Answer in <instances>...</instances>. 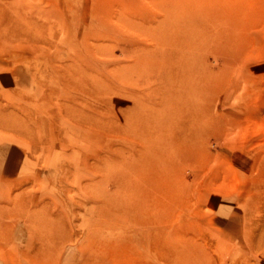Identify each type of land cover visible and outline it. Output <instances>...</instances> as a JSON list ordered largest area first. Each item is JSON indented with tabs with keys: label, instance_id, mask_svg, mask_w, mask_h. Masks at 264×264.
I'll return each mask as SVG.
<instances>
[{
	"label": "rangeland",
	"instance_id": "rangeland-1",
	"mask_svg": "<svg viewBox=\"0 0 264 264\" xmlns=\"http://www.w3.org/2000/svg\"><path fill=\"white\" fill-rule=\"evenodd\" d=\"M156 1L0 0V264H264V0ZM191 7L209 19L190 68L211 77L200 110L211 121L180 128L181 71L158 59ZM123 116L171 125L168 193L152 190L154 248L143 236L127 258L135 226L80 189L97 177L86 164L133 155L117 134ZM187 126L198 136L178 145ZM116 163L105 180L126 170Z\"/></svg>",
	"mask_w": 264,
	"mask_h": 264
},
{
	"label": "bare ground",
	"instance_id": "bare-ground-1",
	"mask_svg": "<svg viewBox=\"0 0 264 264\" xmlns=\"http://www.w3.org/2000/svg\"><path fill=\"white\" fill-rule=\"evenodd\" d=\"M157 1H159V0H157ZM198 1L200 3V0H198ZM212 1H214V0H212ZM152 2H150V3L154 4V1H152ZM171 2H172V0H171ZM191 2H193V0ZM201 2H204V4H205V1H201ZM163 3H165V1ZM207 3H209V2L206 1V4ZM217 3H218V1H217ZM126 4H125V6L128 8V6ZM212 4H214V2ZM133 5H132V7H133ZM189 5H191V4H188V6ZM198 6H200V5L198 4ZM201 6H202V4H201ZM211 7H212V5H211ZM129 8L131 9V7H129ZM214 8L216 9L215 6H214ZM128 9H127V11H128ZM132 9H134V8H132ZM195 9L192 7L190 9L187 8L184 15L182 16V18L177 19L175 22L172 21L175 24L174 26H178L179 28L178 27H176V28L170 27L172 29L170 34L173 33L172 34L173 35L172 40H171V43H172L171 49L168 52L165 51V53L164 52L161 53V55H159L160 57L158 59L159 64H163V67H164V65H166L168 67L166 69H170L171 67H174V68L179 67L180 71H181L180 72L181 75H179L177 77V79L175 80L174 83H175V85H178L179 87H181V89H183V92L176 93L173 95L175 97L176 102H177L176 110L174 108L173 111L175 110L177 112V114H179V115H177V116L172 115V116H176V121H175L176 123H174L173 126H176V127L179 126L180 128H182L184 126L183 125L184 123H193L192 121L199 122V121H201V119H203L204 116L205 117L207 116L206 119H208V121H211V118L209 117V115L207 113L201 115V112H200L201 107L203 105V97L201 98L202 88H204V86L209 84L208 82H210V80H211L209 78H211V77L208 76L207 78H205V80H203V78H201V76H200L201 73H200V75L199 74L194 75L192 73L191 68H190V66L194 65V64L190 63L192 58H193L192 53H195V50L201 49L200 48V46H202L201 45V41H202L201 39H203V37L205 36V32H206L205 31V28H206L205 24H208L206 22H208L207 20H209V19H207L208 16L206 14L203 15V12L200 13L201 8H199V12H197V13L195 12ZM218 9H220V8H218ZM145 11H146L145 14H147V10H145ZM164 11H166V10H164ZM208 12H206V13H208ZM129 14H131V12H129ZM138 14L139 13H137V15ZM214 14L216 15V12ZM217 14H218V12H217ZM118 15H119V17H118V19H119L121 15L119 13H118ZM220 15H218V17ZM227 16H228V14H227ZM227 16H226V18H227ZM214 17L216 19V16H214ZM144 18H146V17L144 16ZM211 19H212V17H211ZM219 19H220V17H219ZM154 20L156 21V17L153 19H149L148 22L151 23ZM203 20H205V21H203ZM223 20H225V19H223ZM223 20H222V22H223ZM251 24L252 23H250V26H252ZM215 25H216V23H215ZM247 26H249V25L247 24ZM156 30H157V28H156ZM220 31H222V29ZM208 32H210V30ZM158 33H159V30H158ZM205 40H203V41H205ZM158 41H160V40H158ZM212 43H214V42H212ZM209 44H211V43H209ZM153 46H151V47H153ZM196 55H197V53H196ZM194 61H195V59H194ZM166 75H167V73H166ZM167 76H165V78ZM202 77H203V75H202ZM74 78H76V77H74ZM184 78H186L187 81H185ZM89 83H90V79L87 75L86 76L82 75L79 79V82H78L79 85H82L85 87H87V85ZM162 83H163V81H162ZM165 84H167V83H165ZM166 89L168 90V88H166ZM173 91L171 93H174ZM160 92L161 91H159V93ZM166 94H167V92H166ZM171 96H172V94H171ZM164 99H166L165 96H164ZM161 100H163V99H161ZM149 105H151V104H149ZM207 107L209 108V105ZM148 108H149V106H148ZM207 111H209V110H207ZM183 113H184V115L181 116V114H183ZM169 114H172V113H169ZM137 115H138V113H137ZM71 116H73V118L78 121V118L76 117L77 115L75 113ZM167 116H168V114H167ZM203 120H205V119H203ZM122 121L125 124L126 128L122 129L118 133L116 131V133L120 136L121 139L126 140L127 142L131 143V151H132L133 155L130 158H122L124 156H121L120 157L121 159H119L117 161H115L112 158H109L107 161L105 159L104 160L101 159V161H99L98 163L96 162L95 165L89 164V166H87V164H86L85 165V167H86L85 172L87 173V171L88 172L92 171L91 172L92 176L97 175V177H95V179L88 177L87 178L88 181H86L84 183H82L83 182L82 181L81 182L82 184L80 183L81 184L80 189L84 190L85 192L89 191V193L91 195H93L95 198H97L101 201V206L99 207L100 212L101 213H102V211L105 212L104 216H106L108 219L115 221V222H119L121 224H128V225L130 224L132 226H135L134 227L135 228L134 229L135 230L134 238L129 237V239H131V240L133 238L132 241L134 242L135 246L134 247L129 246L128 244L131 242V240H128L126 238L125 239L126 244H125V246H123L121 248L122 255H124L125 258H127L128 256H130L132 254L136 255V252H138V250L136 249L137 244L143 242V240H142V242H140L141 238L143 236H145V238L147 239L146 245L149 248L148 250H151L152 248H154L153 245H154V220L155 219H153V217H155V214L157 217L159 210H158V206L154 203L152 190L154 189V187H156V190H158V191L161 190V192H163L162 194L168 193V190L162 188V186H163V184L167 183V180L169 183V175H167L168 172L166 173V170H165V173H166V176H165V174L163 173L164 172L163 167H164V169L168 168V164H169V160H170V159H168V161H167L168 163H165V160L168 158V157L166 158V150H167L166 142H167V140H165V137H166L165 131H166V129H169V127L171 125L166 124L165 126H162L160 128L159 124L157 122L155 123L156 125H152L149 122L146 123V121H144V119H141L139 117H137L136 119H133L132 121H127V117L125 118L123 116ZM175 135H176V138H174V139H176V140H174V141L176 143H178V145H179V143H182L181 145L184 144V146H186L187 144H185V143H189L188 145H190L191 138H193L195 135L198 136V132H196L195 129H193V130L189 129L187 126L185 132L180 131V132L176 133ZM110 161H112L114 163L117 162L116 164L121 165L123 167V169H126V170H124L123 172H118L119 170H117V171L113 170L112 174H110V178L105 180L104 171H105V168H106V170L109 169V166H110L109 162ZM76 169L82 170V168H80L79 166H77ZM161 173H163V175H161ZM97 178H99V179L97 180ZM95 180H96V183H100V184L102 183L103 187H100V189H98V190L92 191L89 188V186H91ZM157 186H159L160 190L157 189ZM110 188H112L113 190L112 191L109 190ZM168 189H169V187H168ZM160 210H161V208H160ZM160 214H162V213H159V215ZM146 251H147V248H146ZM137 255H139V252ZM121 259L123 260V261L121 260L122 262L125 261L124 258H121Z\"/></svg>",
	"mask_w": 264,
	"mask_h": 264
}]
</instances>
